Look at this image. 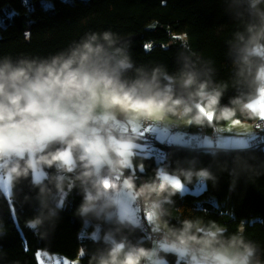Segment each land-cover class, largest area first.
<instances>
[{"label": "clouds", "instance_id": "9594fccd", "mask_svg": "<svg viewBox=\"0 0 264 264\" xmlns=\"http://www.w3.org/2000/svg\"><path fill=\"white\" fill-rule=\"evenodd\" d=\"M220 2L235 25L226 41L227 80L216 79L214 62L187 38L175 53L176 70L169 71L162 63L138 64L131 41L112 30L88 31L48 56H0V174L9 178L14 199L24 182L34 193L20 201L36 205L26 227L46 239L76 191L81 201L75 215L100 229L98 235L78 233V240L83 235L96 245L90 254L83 250L88 264H170L162 247L182 264H264V247L246 235L244 220L229 232L200 215L184 216L177 207L175 197L183 198L189 185L218 182L197 157L158 167L149 176L137 174L146 168L137 156L141 141L135 130L142 126L189 121L205 128L260 120V109L251 106L264 93V0ZM229 90L234 95L222 103ZM210 154L232 178L230 190L255 172L244 156L235 155L229 166L219 161L221 151ZM173 179L183 188H175ZM128 197L152 214L162 245L132 238L144 223Z\"/></svg>", "mask_w": 264, "mask_h": 264}, {"label": "trees", "instance_id": "16d2710c", "mask_svg": "<svg viewBox=\"0 0 264 264\" xmlns=\"http://www.w3.org/2000/svg\"><path fill=\"white\" fill-rule=\"evenodd\" d=\"M48 3H52V8L47 7ZM5 8L10 9V15ZM0 18L4 21H0V56H48L66 48L88 31L112 30L131 41L132 56L138 64L162 63L169 71H175V53L182 40L179 37H183L205 59L214 62L217 80H227L230 76L226 41L235 25L220 0H0ZM146 45L151 47L146 49ZM232 95V90L226 92L222 103H228ZM215 127L200 128L189 123V131L206 129L212 132ZM256 131L255 137L259 135ZM152 146L137 152L146 165L145 171L138 175L149 176L158 167L169 164L175 167L177 160L197 157L198 166L211 167L218 182L215 185L211 181L206 185L198 182L189 185L203 189L199 193H186L183 198L175 197L177 207L184 216L200 215L205 220L226 225L229 232H235L244 220L246 235L264 247V145L240 149L187 148L174 144L161 147L158 143H152ZM153 151H157L158 159L147 155ZM210 151H221L219 161H227L229 166L235 155L244 156L256 166L255 172L242 176L235 190H230L232 178L228 172L219 170ZM15 191L14 199L11 186L8 200L0 189V223L6 231V235L0 237V264H38L36 254L39 250L75 260L84 248L90 254L96 247L83 235L79 240L77 238L82 229L93 230L92 225H85L75 215L81 201L78 192L69 195L67 207L61 212L56 227L46 239H41L25 226V220L36 213L35 203H20L23 194L34 193L27 182ZM140 212L139 207L138 214ZM174 215L179 216L180 212L174 210ZM140 217L154 232L153 222H147V214H140ZM137 237L152 245V239L144 232H138L132 238ZM162 252L170 264H182L181 260L177 263L175 254ZM88 259V255H81L79 264H88Z\"/></svg>", "mask_w": 264, "mask_h": 264}, {"label": "rangeland", "instance_id": "374dc122", "mask_svg": "<svg viewBox=\"0 0 264 264\" xmlns=\"http://www.w3.org/2000/svg\"><path fill=\"white\" fill-rule=\"evenodd\" d=\"M48 8H52V3H48L46 4ZM5 10H8V14L10 15L11 11L10 9L8 8H5ZM0 21L1 23H3L4 21L2 20V18H0ZM234 121V120H233ZM233 121H230L227 123V125L225 126H217L216 128V131L217 134L219 135V143L220 144H236L238 143V141L240 140V138L242 137V134L240 131H238L239 127L242 126L243 127V130H244V137H247L249 138V136H252L254 134L257 135V131L253 125L252 129L250 127V124L248 122L246 123H241L240 125H233ZM187 123V126H186V131L191 135V138H188L186 141V143H190L192 144L193 146H197V142L201 143L202 140H205V143L204 144H207V145H211L212 144V141L209 139L210 138V131L209 130H206V129H200V130H194V132L192 131H189V121H185ZM185 122H180V121H175L173 122L174 125H177L181 128V130H184L185 129ZM151 124L145 126V127H141L140 129H138L136 132H135V135H137L139 138H140V143L138 144V147H137V152L139 151H143V150H146L148 146H152V143L150 140H148V138L144 135V132H148L150 131L148 128ZM167 132V135L166 137H160V142L159 143H164L166 142L165 140H167V145H171L172 142H182V141H178V139H173L172 141L170 140V134L172 133L171 132V127H168L166 125H163L162 128H161V133H165ZM178 135V133L176 134ZM175 135V136H176ZM255 135V136H256ZM202 136H205L206 138L205 139H202ZM214 137V136H213ZM173 138H176V137H173ZM227 142V143H226ZM185 143V144H186ZM196 145H194V144ZM248 144L247 143H244V145L246 146ZM259 145H264V144H257V145H253L252 143H250L249 146L247 147H256V146H259ZM153 147V146H152ZM189 148V147H187ZM236 149H240V148H236ZM146 154V153H145ZM147 155H153L155 159H158L159 158V155L157 153V151H153V153H150V152H147ZM2 163H0V170H2ZM10 184V180L8 177H5L4 175L0 174V189L3 191L4 195L6 196V198L9 200V196H10V192H11V185L10 187L8 186ZM202 187L201 186H197V187H189L188 186V189H187V192L186 193H199L202 191ZM128 200H129V204L130 205H135V202L134 200L131 199V197H128ZM135 212L138 213L139 211V207L138 205H135V208H134ZM147 222H152V220H148L147 219ZM153 228V227H152ZM93 230H95V233L98 235L99 232H100V229L99 228H96ZM92 230V231H93ZM149 237V236H148ZM151 238V237H150ZM152 239V245L153 244H160L162 245V242L160 240H158L157 238H151ZM161 250H164V251H167L166 249H163V247L161 248ZM82 251H80L81 253ZM43 252L41 250H39L36 254V258H37V263L38 264H73V262H78V264L80 263V256L81 254L79 253V256L75 259V260H70V259H67L65 257H62V256H59L57 254H49V253H46L44 252L43 254L45 255V257H43ZM176 259H177V263L180 261V258H178L176 256Z\"/></svg>", "mask_w": 264, "mask_h": 264}, {"label": "crops", "instance_id": "0c3cea01", "mask_svg": "<svg viewBox=\"0 0 264 264\" xmlns=\"http://www.w3.org/2000/svg\"><path fill=\"white\" fill-rule=\"evenodd\" d=\"M241 121V120H240ZM241 123H246V121H241ZM249 123V122H248ZM185 124V129L184 130H181V128L179 127V126H177V125H174V123H172V124H170V125H166L167 126V128L168 127H171V134H170V140L172 141L173 139H178V141H182V142H172V144H174V145H189L190 143H186V142H188V141H186L188 138H191V135L186 131V126H187V123L185 122L184 123ZM250 124V127H251V129H252V127H253V125H254V123L253 124H251V123H249ZM225 125H227V123L226 124H224V125H221V126H225ZM162 126L163 125H160V124H156V123H151V125L149 126V128L148 129H150V133L153 135V136H155L156 137V139L160 142V137H166V135H167V132H165V133H161V128H162ZM216 128L217 127H215L214 128V130L210 133V140L212 141V144L209 146V145H207V144H204L203 145V143H205V140H202V142L201 143H199V142H197V146H193L192 144H190V145H192L194 148H198V147H201V148H205V149H217V148H223V149H225V148H230V149H234V148H246L247 146H249L250 145V141L255 137V135L256 134H254V135H252V136H249V138H247V137H244V130H243V127L242 126H240L239 127V129H238V131H240L241 132V134H242V137L240 138V140L238 141V143H236V144H220L218 141H219V135L217 134V132H215L216 131ZM253 129H254V127H253ZM192 132V131H191ZM194 132V131H193ZM178 133V135H176ZM176 135V136H175ZM212 136H214V138H212ZM173 137H176V138H173ZM206 137L205 136H202V139H205ZM248 142V144L245 146L244 145V143H247ZM186 143V144H185ZM227 143V142H226ZM194 144V143H193ZM194 145H196V144H194ZM94 228V227H93ZM43 253H44V251L43 250H41ZM42 253V254H43ZM43 257H45V255L43 254Z\"/></svg>", "mask_w": 264, "mask_h": 264}, {"label": "built area", "instance_id": "2783aa9c", "mask_svg": "<svg viewBox=\"0 0 264 264\" xmlns=\"http://www.w3.org/2000/svg\"><path fill=\"white\" fill-rule=\"evenodd\" d=\"M145 127V126H143ZM254 127L255 129H257L259 131V135L255 138H253L250 143H252L253 145H257V144H264V121H261V120H258V121H254ZM144 135L148 138V140H150L151 142H155L157 143V139L155 136H153L149 131L148 132H144ZM212 138H214L212 136ZM165 144H167V141L164 142ZM186 147H189V148H194L192 145H186ZM143 213L147 214V211L145 210H142L141 209V212L140 214L142 215ZM144 223V222H143ZM143 232L151 237V238H157L159 240V238L156 236V234L150 229V227L144 223V229H143Z\"/></svg>", "mask_w": 264, "mask_h": 264}, {"label": "snow or ice", "instance_id": "6c2138e0", "mask_svg": "<svg viewBox=\"0 0 264 264\" xmlns=\"http://www.w3.org/2000/svg\"><path fill=\"white\" fill-rule=\"evenodd\" d=\"M179 39H183V37H179ZM146 49L150 48V45H146L145 46ZM253 108V110H256V108L260 109V120L264 121V93H262L261 98L254 104L251 106ZM201 111H203V109H201ZM205 115L208 116L209 120L213 119V114L210 113H205ZM241 121L239 119H236L233 121V125H240ZM138 129H136L135 131H137ZM150 130V129H149ZM172 184L175 188L177 189H182L183 188V184L179 179H173L172 180ZM10 187V184L8 185ZM129 196H131V194H128ZM147 219L148 220H152V214L151 213H147ZM81 255L83 254V252L80 253ZM73 264H78V262H73Z\"/></svg>", "mask_w": 264, "mask_h": 264}, {"label": "bare ground", "instance_id": "6f19581e", "mask_svg": "<svg viewBox=\"0 0 264 264\" xmlns=\"http://www.w3.org/2000/svg\"><path fill=\"white\" fill-rule=\"evenodd\" d=\"M158 145L161 146V147H164V146H166L167 144H165V143H158Z\"/></svg>", "mask_w": 264, "mask_h": 264}]
</instances>
